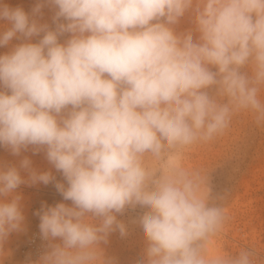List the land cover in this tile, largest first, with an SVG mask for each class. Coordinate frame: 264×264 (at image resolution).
I'll return each instance as SVG.
<instances>
[{"label": "clouds", "instance_id": "1", "mask_svg": "<svg viewBox=\"0 0 264 264\" xmlns=\"http://www.w3.org/2000/svg\"><path fill=\"white\" fill-rule=\"evenodd\" d=\"M45 3L66 23L52 30L0 2V48L25 41L0 54V148L43 150L71 201L36 213L46 244L27 264H116L103 246L128 234L117 215L136 207L138 264H256L248 248L208 254L226 211L178 157L236 113L264 126V0H40L33 13ZM186 14L194 27L177 32ZM54 180L28 156L0 161V251L24 230L17 189Z\"/></svg>", "mask_w": 264, "mask_h": 264}, {"label": "rangeland", "instance_id": "2", "mask_svg": "<svg viewBox=\"0 0 264 264\" xmlns=\"http://www.w3.org/2000/svg\"><path fill=\"white\" fill-rule=\"evenodd\" d=\"M10 8H22L38 24L47 25L55 30L57 23H66L61 18L54 19L57 11L51 4H43L38 13L33 9L40 0H0ZM0 24L9 26L8 22ZM190 14L181 18L175 26L177 32L193 28ZM70 33L59 36L64 43ZM43 33L31 38L37 43ZM195 39V34H194ZM23 38H13L9 45L0 48V54L6 53ZM23 156H28L32 166L38 172L51 171L55 180L48 185L37 183L23 184L17 191L22 196L25 216L24 230L10 234L0 251V264H27L35 260L44 250L46 242L40 237L39 216L36 213L41 206L55 205L64 201L55 187L56 182L66 183L62 173L56 171L41 150L33 154L31 148L21 157L12 156L0 148V161L18 164ZM180 164L189 171L199 172L204 179V190L212 198L211 202L222 206L226 211V220L221 231L209 243L217 253L236 254L248 248L256 252V264H264V126L258 127L248 112H239L231 118L229 127L207 143L189 146L178 157ZM22 175H26L22 172ZM145 209L128 208L118 214L128 228V234L121 236L113 232L103 247L106 255L115 259L116 264H138L143 259L146 240L138 218ZM208 251V250H207Z\"/></svg>", "mask_w": 264, "mask_h": 264}, {"label": "bare ground", "instance_id": "3", "mask_svg": "<svg viewBox=\"0 0 264 264\" xmlns=\"http://www.w3.org/2000/svg\"><path fill=\"white\" fill-rule=\"evenodd\" d=\"M208 254L210 256L217 254L216 249H214V247H208Z\"/></svg>", "mask_w": 264, "mask_h": 264}]
</instances>
